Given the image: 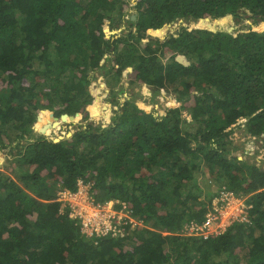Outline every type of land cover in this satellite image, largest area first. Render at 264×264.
Here are the masks:
<instances>
[{"label":"trees","instance_id":"obj_1","mask_svg":"<svg viewBox=\"0 0 264 264\" xmlns=\"http://www.w3.org/2000/svg\"><path fill=\"white\" fill-rule=\"evenodd\" d=\"M130 6L132 25L117 30ZM231 19L251 21L230 32ZM124 74L180 105H137L120 95ZM97 81L111 96L105 123L29 140L34 121L54 139L64 122L86 121ZM101 107L98 98L95 117ZM240 119L246 136L264 135V0H0V149L16 141L12 174L0 172V264H264V169L236 154L229 135ZM79 181L138 223L85 236L56 200L57 187ZM223 187L246 197L247 220L183 234Z\"/></svg>","mask_w":264,"mask_h":264},{"label":"rangeland","instance_id":"obj_2","mask_svg":"<svg viewBox=\"0 0 264 264\" xmlns=\"http://www.w3.org/2000/svg\"><path fill=\"white\" fill-rule=\"evenodd\" d=\"M135 10L132 6H130L126 12V14L121 18L120 22L117 24V30L120 29H127V27H130V22L134 21V19H132V17H135ZM215 20H210L211 23H213ZM251 19H244L240 22H236L234 19H231L230 21H226L228 30L230 32H233L234 29L237 28H244L246 29L248 26V22H250ZM184 23V22H183ZM180 24H182L181 20H177V21H173L171 23L168 24V30H176ZM132 29H134L132 27ZM97 76V74H96ZM121 84V88H122V92L120 95H124L125 97H129L131 96V94H133L136 97V104L137 105H149V106H153L155 111H160L168 106H173V107H177L180 105V102L176 101L175 95L173 94H156L155 96H152L150 88L147 85L144 84H140V85H128V78L127 76L124 74L120 83ZM96 88H97V92L95 94V97L93 99L92 102V108L89 112V118L86 121H82L80 117H78V119L76 121H68V122H64L63 124H61L59 130H58V135L61 136L59 138L65 139V138H69L79 127L85 125L86 123H92L94 125H97L99 123H105L107 118L111 115V109H112V105L110 103V91H109V87L106 86L104 84V82L102 81H97L96 83ZM43 89V88H42ZM101 99L102 103H103V107L98 109V112L100 115H98L97 117L94 116V110H95V106H96V102L97 100ZM51 111L52 115L54 117L59 118V116H57L53 110L51 109H46ZM40 111H38L36 117L38 116ZM183 117H186L188 119L189 115L183 111L182 112ZM37 120V118L35 119ZM35 121L32 123L31 127H32V132H30L31 137L29 138V140H33L36 137H41L43 136L44 138L48 139V140H52L54 139V136H47V135H42L37 133L34 129H33V125H34ZM239 123H242V120L240 119L236 124L232 125L233 129L231 130V133L229 135V139L233 142V145L236 146H240L241 148L236 151V154L239 155L240 158H247L249 160V162L254 161L256 163V165H259L260 167H262V169H264V135L259 138V139H255L254 137L251 138L249 136H246L243 132V125L240 124V126H238ZM228 130V129H227ZM191 131H193V129H191ZM66 132H70V135L67 136ZM9 134H11V137L15 136L12 132V130H10L8 132ZM54 135V134H53ZM28 141V140H27ZM16 143V141L14 143H12L11 146H14V144ZM10 146V147H11ZM10 147H7L6 149L1 150L0 149V172L3 174H12L8 168H6V166H9L10 162L12 161V154L10 153ZM255 148L257 149L258 153H256L254 156H251V154L249 152H251V149ZM16 149V148H15ZM15 149L13 148L12 151H15ZM244 151V152H243ZM206 170V165L204 163L201 164V166H199V173H195V175L198 178V184L201 186H204L205 182H204V178H208V174L205 172ZM215 185V184H214ZM61 187V186H59ZM59 187H57V191L56 194L59 193ZM89 187H90V183H79L77 191L74 192L73 194H78V197H82L84 199V203L89 206H92L94 204V206H97L99 202H95L94 199L92 198V196L89 193ZM210 187V186H209ZM216 186H214L213 188H215ZM211 188V187H210ZM212 189V188H211ZM216 189V188H215ZM63 198L64 199H69L72 203L75 204H79L80 205V200L77 197V200L73 199L72 196H70L69 194H67V192L62 193ZM246 198V197H245ZM244 198V199H245ZM246 200V199H245ZM216 201V200H214ZM77 202V203H76ZM64 203V202H63ZM113 203V202H112ZM64 205V204H62ZM87 205V208L89 210V207ZM225 206V205H223ZM93 207V206H92ZM101 209H104L105 211L107 210V208L109 207V204L107 203H103L100 205ZM111 209L114 208V204H111ZM237 207H238V202L235 199V202L232 204V207L230 209V213H232V211H234V216H236L237 212ZM117 208V206H116ZM69 213L70 215H73L74 212L73 210L69 207ZM229 214H223L221 215V219L224 217L229 216ZM247 214V210L243 211L242 214H240L237 217H231L230 221H224L222 219V223L220 224L221 227H226V229L231 225V221L233 220H237V221H243L246 220ZM219 222V221H217ZM226 222H229L228 224ZM163 234H166L165 232H163Z\"/></svg>","mask_w":264,"mask_h":264},{"label":"built area","instance_id":"obj_3","mask_svg":"<svg viewBox=\"0 0 264 264\" xmlns=\"http://www.w3.org/2000/svg\"><path fill=\"white\" fill-rule=\"evenodd\" d=\"M81 183V181H79ZM59 193H57L56 200L61 202V207H69L73 210L74 214L70 215V217L76 218L80 225L81 231L87 237H100V236H123L122 226L126 223H138L135 218L132 216L131 211L127 209L126 205L119 200H109L107 203L109 207L105 211L101 209L100 205L103 203H98L97 206H89V210L87 205L84 203V199L82 197H78V194H73L76 191H70L64 187H59ZM67 192L73 199L80 200V205L77 203H72L69 199H64L62 193ZM236 201L238 202L237 214L234 216V211L229 214L232 204ZM216 200V201H214ZM64 202V203H63ZM113 202V203H112ZM64 204V205H62ZM111 204H114V208L111 209ZM121 205V207H120ZM225 205V206H223ZM117 206V208H116ZM250 206L246 203V200L241 197L235 196L230 190L225 189L224 187L219 190V194L215 196L212 200V209L205 215V220L203 222H194L190 221L184 227L183 234L191 236V235H199L202 237H207L210 234H219L226 230V227H221L222 219L224 221H230L231 217H237L242 212L247 210ZM229 214V216L221 219V215ZM233 215V216H232ZM247 217V214H246ZM247 220V219H246ZM243 220V221H246ZM219 221V222H217ZM237 220L231 221L236 222ZM227 224L229 222H226Z\"/></svg>","mask_w":264,"mask_h":264},{"label":"water","instance_id":"obj_4","mask_svg":"<svg viewBox=\"0 0 264 264\" xmlns=\"http://www.w3.org/2000/svg\"><path fill=\"white\" fill-rule=\"evenodd\" d=\"M135 17L133 16L132 17V19H134ZM229 31V30H228ZM42 110H44V109H42ZM41 111V110H40ZM75 116H77V115H69V114H67V113H62L60 116H59V118L60 119H62V120H65L66 119V117H69L70 119L71 118H74ZM38 117V116H37ZM36 117V118H37ZM59 118H57V117H55V119H59ZM61 138H59V139H52L53 140V142H58L59 140H60Z\"/></svg>","mask_w":264,"mask_h":264},{"label":"clouds","instance_id":"obj_5","mask_svg":"<svg viewBox=\"0 0 264 264\" xmlns=\"http://www.w3.org/2000/svg\"><path fill=\"white\" fill-rule=\"evenodd\" d=\"M81 183H83V182H81ZM78 185H79V182H78ZM76 191V190H75ZM109 201V200H108ZM107 202V201H106ZM138 222V221H137ZM140 224V223H139ZM81 230V229H80ZM165 233H167V232H165ZM85 235V234H84Z\"/></svg>","mask_w":264,"mask_h":264}]
</instances>
